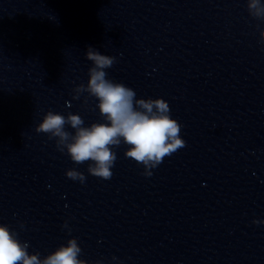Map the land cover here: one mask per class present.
I'll list each match as a JSON object with an SVG mask.
<instances>
[{"label": "clouds", "instance_id": "9594fccd", "mask_svg": "<svg viewBox=\"0 0 264 264\" xmlns=\"http://www.w3.org/2000/svg\"><path fill=\"white\" fill-rule=\"evenodd\" d=\"M247 7L251 16L264 19L262 0H248ZM261 38L264 39V32ZM85 56L93 66L88 72L87 85H78L73 99H79L83 93L94 97L105 122L84 126L79 114L65 116L48 111L35 131L48 134L49 139L55 138L57 149L62 153L66 151L75 164L91 162L87 171L94 177L111 178V169L117 159L113 148L122 143L128 146L125 156L143 165V174L151 176V169L161 164L166 156L185 147L180 123L171 118L169 104L163 98L137 99L132 88L108 78L106 69L117 62L116 57L101 54L91 46ZM66 125L75 130L74 134L66 130ZM66 176L81 183L86 179L74 168L67 170ZM28 247V243H22L7 225L0 224V264H88L79 258L82 249L76 238L69 239L66 245L62 244L43 258L38 252L29 254Z\"/></svg>", "mask_w": 264, "mask_h": 264}]
</instances>
